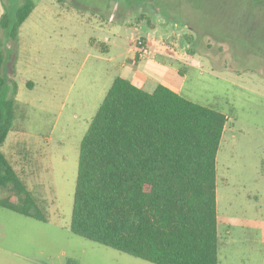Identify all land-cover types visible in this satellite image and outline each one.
I'll return each instance as SVG.
<instances>
[{"label":"rangeland","instance_id":"1","mask_svg":"<svg viewBox=\"0 0 264 264\" xmlns=\"http://www.w3.org/2000/svg\"><path fill=\"white\" fill-rule=\"evenodd\" d=\"M32 1L16 74L6 61L18 94L3 152L49 221L15 227L13 211L0 204L1 246L39 264H152L70 230L81 142L145 39L156 52L149 61L174 65L175 91L228 118L217 157L219 264H264V41L248 37L246 20L237 26L240 10L229 4L219 13L204 0ZM20 3L5 0L12 16ZM8 194L0 189V200Z\"/></svg>","mask_w":264,"mask_h":264},{"label":"trees","instance_id":"2","mask_svg":"<svg viewBox=\"0 0 264 264\" xmlns=\"http://www.w3.org/2000/svg\"><path fill=\"white\" fill-rule=\"evenodd\" d=\"M17 1L16 15L5 4L0 20V189L9 191L0 204L47 223L3 152L18 94L6 61L13 59L16 74L20 28L35 7L32 0ZM204 4L223 14L233 4L242 13L237 26L264 41V0ZM227 122L223 113L165 85L147 90L116 77L80 145L71 232L152 264H219L217 157Z\"/></svg>","mask_w":264,"mask_h":264},{"label":"crops","instance_id":"3","mask_svg":"<svg viewBox=\"0 0 264 264\" xmlns=\"http://www.w3.org/2000/svg\"><path fill=\"white\" fill-rule=\"evenodd\" d=\"M5 13V0H0V20ZM130 60L129 63L124 64L122 66L125 77L131 79L133 83L139 87L144 89L148 88L147 90H152L157 84H162L169 87L172 90V74L171 71L174 70V65H168L164 62H156L155 60H141L138 55L134 54L133 49L130 50ZM137 56V57H136ZM191 57L187 59H191ZM175 59V58H174ZM186 59V58H185ZM182 60L175 61L181 62ZM182 72V71H181ZM184 73V72H183ZM177 92V91H176ZM178 93V92H177ZM8 222L10 224H15V227H22V225H31L35 227H39V224L34 222L33 218L14 213L8 217ZM50 223V222H49ZM48 224V223H44ZM14 227V228H15ZM54 231L53 228L47 229L46 231ZM52 235H49L50 238ZM242 259V257H239ZM38 260L34 259L33 257H29L22 249L20 248H8L4 249L0 244V264H39L37 263ZM239 263V262H238ZM235 264V263H234Z\"/></svg>","mask_w":264,"mask_h":264},{"label":"built area","instance_id":"4","mask_svg":"<svg viewBox=\"0 0 264 264\" xmlns=\"http://www.w3.org/2000/svg\"><path fill=\"white\" fill-rule=\"evenodd\" d=\"M136 53L139 54L142 59H154L155 57V50H151L150 48L147 47L145 44V39H140L136 47L134 48Z\"/></svg>","mask_w":264,"mask_h":264}]
</instances>
